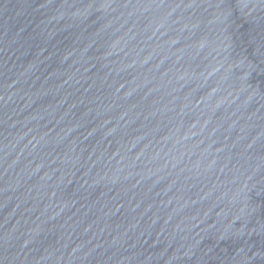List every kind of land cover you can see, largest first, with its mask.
Masks as SVG:
<instances>
[{"label": "water", "instance_id": "95a60500", "mask_svg": "<svg viewBox=\"0 0 264 264\" xmlns=\"http://www.w3.org/2000/svg\"><path fill=\"white\" fill-rule=\"evenodd\" d=\"M0 264H264V0H0Z\"/></svg>", "mask_w": 264, "mask_h": 264}]
</instances>
